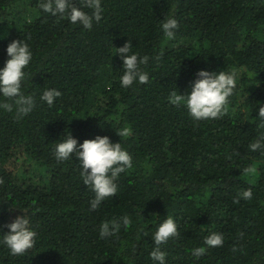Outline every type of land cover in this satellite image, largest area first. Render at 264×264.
Returning a JSON list of instances; mask_svg holds the SVG:
<instances>
[{
    "label": "trees",
    "instance_id": "obj_1",
    "mask_svg": "<svg viewBox=\"0 0 264 264\" xmlns=\"http://www.w3.org/2000/svg\"><path fill=\"white\" fill-rule=\"evenodd\" d=\"M40 2L0 0V67L8 43L27 42L23 90L37 101L21 119L0 109V239L20 215L36 232L22 255L0 243V264H156L151 234L168 216L178 235L160 246L165 264H264V148H249L264 133V0H101L91 29ZM166 17L178 21L173 39L161 29ZM127 41L149 57L141 66L149 80L123 88L115 47ZM200 69L237 74L218 118L194 120L169 101L188 93ZM47 88L61 92L51 107L40 100ZM123 128L130 135L120 138ZM68 132L78 143L107 135L133 158L97 210L79 162L55 157ZM248 188L252 199L240 198ZM123 217L127 227L101 238L103 222ZM212 232L223 235L222 247L204 245Z\"/></svg>",
    "mask_w": 264,
    "mask_h": 264
},
{
    "label": "clouds",
    "instance_id": "obj_2",
    "mask_svg": "<svg viewBox=\"0 0 264 264\" xmlns=\"http://www.w3.org/2000/svg\"><path fill=\"white\" fill-rule=\"evenodd\" d=\"M40 8L52 16L67 18L72 24L81 25L85 29H91L94 22H99L103 16L101 0H82V5L77 6L72 0H41ZM91 9V15L84 9ZM178 21L174 17H166L162 20L161 29L164 35L173 39L178 29ZM3 37L0 36V39ZM7 59L0 67V109L14 112L17 119L29 115L36 106V99L31 94L24 92V84L29 79L26 71L32 61V51L24 40H12L6 47ZM115 54L122 60V75L120 84L123 88H129L136 83L145 84L149 75L143 70L142 65H147L149 57L140 56L133 52L131 42L127 41L120 47H115ZM159 59V57H156ZM237 86V74L231 71H209L200 69L196 78L190 83L187 94L172 92L169 101L174 105L185 106L194 120L215 119L224 114L228 98ZM61 92L55 88H47L40 96V100L53 106ZM258 117L264 121V105L258 108ZM130 129L123 128L118 136L128 137ZM250 150L256 151L264 148V133L249 145ZM54 154L58 161H66L72 157L79 162L82 182L90 187L94 198L90 201L92 210H97L109 197L116 195L118 191L117 180L121 173L132 167V156L124 148L121 142H113L107 135H96L94 138L85 139L82 143L74 138L70 132L60 142L55 144ZM249 172L253 169H248ZM240 198L250 200L253 197L251 188L242 191ZM127 217L121 220L105 221L100 225L101 238L110 237L120 231L121 225L127 227ZM8 232L2 235L0 243H3L13 255H22L34 247L36 232L30 227L29 218L26 215L17 216L7 225ZM152 240L155 245L150 253L151 259L156 264H165L166 253L161 250V245L178 235V225L174 218L168 216L160 222ZM224 237L219 232H212L204 239L207 248L222 247ZM197 247L193 255L199 257L206 251V247Z\"/></svg>",
    "mask_w": 264,
    "mask_h": 264
}]
</instances>
